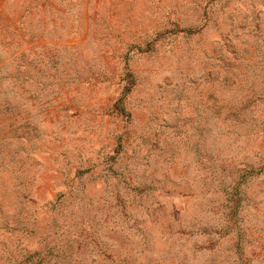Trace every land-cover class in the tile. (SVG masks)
I'll list each match as a JSON object with an SVG mask.
<instances>
[{
    "label": "rangeland",
    "instance_id": "1",
    "mask_svg": "<svg viewBox=\"0 0 264 264\" xmlns=\"http://www.w3.org/2000/svg\"><path fill=\"white\" fill-rule=\"evenodd\" d=\"M0 264H264V0H0Z\"/></svg>",
    "mask_w": 264,
    "mask_h": 264
}]
</instances>
